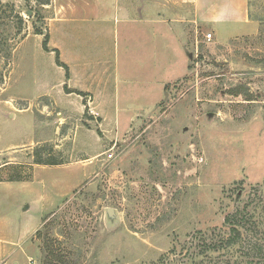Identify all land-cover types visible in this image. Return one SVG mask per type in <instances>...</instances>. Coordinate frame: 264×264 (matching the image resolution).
Wrapping results in <instances>:
<instances>
[{
    "label": "rangeland",
    "instance_id": "1",
    "mask_svg": "<svg viewBox=\"0 0 264 264\" xmlns=\"http://www.w3.org/2000/svg\"><path fill=\"white\" fill-rule=\"evenodd\" d=\"M137 1L0 0L1 264H251L202 247L264 225V0L229 37Z\"/></svg>",
    "mask_w": 264,
    "mask_h": 264
},
{
    "label": "crops",
    "instance_id": "2",
    "mask_svg": "<svg viewBox=\"0 0 264 264\" xmlns=\"http://www.w3.org/2000/svg\"><path fill=\"white\" fill-rule=\"evenodd\" d=\"M190 6L189 10L192 13V16L188 17L189 21L206 25L209 29L213 31L215 36L219 37H229L236 34L244 33L245 31H253L258 28V21L254 19L250 14V5L249 0H186ZM132 2V1H131ZM152 6L153 15L156 18H152V16H147V21H158L161 24L162 22V13L165 6L162 4V0H138L137 7L141 9H146V7ZM185 10V7H183ZM155 9V13H154ZM143 13V10H142ZM144 14V13H143ZM125 15V14H124ZM146 15V14H144ZM125 17L128 20H133L134 16H130L126 13ZM146 19H142L145 21ZM157 22V23H158ZM159 24V23H158ZM59 51V49H58ZM60 54V53H59ZM72 66L75 72L74 79L79 78L84 81L95 80L96 73L93 70H88V68H83L79 66L77 63V58H72ZM76 76V78H75ZM107 75H105L106 77ZM96 77V78H95ZM73 87H70L68 91H90L91 93H96L98 90V86H90L91 88H87L89 84L86 85L85 82L82 83L84 87H76L75 80H73ZM92 85V84H90ZM64 88H66L64 86ZM69 88V87H67ZM70 93V92H69ZM75 93V92H71ZM108 100V96L107 99ZM109 103V102H108ZM116 117V116H114ZM120 117L119 115L117 118ZM61 165V164H57ZM2 251L0 249V264L6 263L3 262L4 259H1ZM20 260L15 259L13 264H18Z\"/></svg>",
    "mask_w": 264,
    "mask_h": 264
},
{
    "label": "trees",
    "instance_id": "3",
    "mask_svg": "<svg viewBox=\"0 0 264 264\" xmlns=\"http://www.w3.org/2000/svg\"><path fill=\"white\" fill-rule=\"evenodd\" d=\"M40 33V32H38ZM48 34L44 35L42 40V48L48 50ZM55 52V63L67 69V65L61 62L59 58V51L57 48L53 49ZM75 92L79 95H85L80 91H67ZM34 164L41 165H57L62 164L61 161L52 159H36ZM241 188V187H240ZM249 205H246L243 210L236 209L233 212L227 213L223 219V226L226 227V235L214 238L210 237V241L203 243L202 252H217L225 251L230 252V249L238 248L240 260L244 262L250 257L251 264H264V225L261 221L253 219V215L247 213L246 210Z\"/></svg>",
    "mask_w": 264,
    "mask_h": 264
},
{
    "label": "built area",
    "instance_id": "4",
    "mask_svg": "<svg viewBox=\"0 0 264 264\" xmlns=\"http://www.w3.org/2000/svg\"><path fill=\"white\" fill-rule=\"evenodd\" d=\"M211 36H212V34H211V33H207V34L205 35V37H206L207 39H210V38H211ZM107 156H108V158H111L112 154H111V153H109Z\"/></svg>",
    "mask_w": 264,
    "mask_h": 264
},
{
    "label": "water",
    "instance_id": "5",
    "mask_svg": "<svg viewBox=\"0 0 264 264\" xmlns=\"http://www.w3.org/2000/svg\"><path fill=\"white\" fill-rule=\"evenodd\" d=\"M109 213H111V212L109 211Z\"/></svg>",
    "mask_w": 264,
    "mask_h": 264
}]
</instances>
